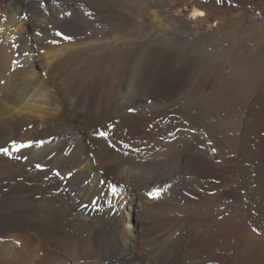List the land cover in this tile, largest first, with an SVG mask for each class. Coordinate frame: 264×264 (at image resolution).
Listing matches in <instances>:
<instances>
[{
  "label": "bare ground",
  "instance_id": "1",
  "mask_svg": "<svg viewBox=\"0 0 264 264\" xmlns=\"http://www.w3.org/2000/svg\"><path fill=\"white\" fill-rule=\"evenodd\" d=\"M196 3L213 9L212 0ZM169 31L201 36L167 18L161 0H0V150L17 151L0 154V264H264V62L235 59L262 42L264 23L224 26V87L186 80L194 46L159 36ZM241 68L260 74L254 114L241 122L245 130L251 123L256 151L253 224L204 237L198 224L212 203L185 192L228 167L178 136L175 113L191 111L198 95L234 88ZM247 136L243 145L236 137L233 163L250 161ZM162 139L170 164L135 169L142 149ZM162 215L175 238L155 243L149 224Z\"/></svg>",
  "mask_w": 264,
  "mask_h": 264
},
{
  "label": "rangeland",
  "instance_id": "2",
  "mask_svg": "<svg viewBox=\"0 0 264 264\" xmlns=\"http://www.w3.org/2000/svg\"><path fill=\"white\" fill-rule=\"evenodd\" d=\"M134 1L139 2V0H134ZM212 1L214 2L215 5L213 4V9L207 11L205 8H203L204 10H201V8L199 9V6L197 5L196 0H170V1L169 0H161V9L167 18L172 16V17L179 19L180 21H183L187 26H191V27L195 28V30L198 31L201 34V36L192 37V38H191V36H188L186 38V36L184 34H180V33L177 34V33L170 32V31L169 32H161V33H159V36H161L162 38H167L169 36V38L171 37L174 40L176 39V41H178L175 43L180 44V43H182V42L184 43L186 41V43H189V44L191 43L190 44L191 48H193V46H194L193 57H191V59L193 60L192 61L193 66L191 68V71L189 72V77H187L186 80H189V82L192 81L194 84H198L201 81H206L208 79L210 84L213 85V83L215 82L219 86L224 87L225 81L227 82V80H228L227 76H229L228 69H227V68H229V63H228L229 60L227 61L226 58H228L227 56L230 54L229 45L227 44V42H225V38H224V31H223L224 26L226 25V23L229 20H237V21L245 20L248 25L264 23V9H263L264 8V1H262V0H257V1L248 0L247 2L249 4L243 0H212ZM261 3H263V4H261ZM134 4H136V3H134ZM133 8L134 7H130L129 10L126 9V11L128 13H131V10H133ZM123 9H125V8H123ZM209 12H211V13H209ZM171 20L172 19H170V22L174 23ZM174 24L177 26L180 23L176 22ZM147 28H149V27H147ZM176 35H180V36H176ZM263 43H264V39L262 40L261 43L256 44L247 56L246 55L243 56L239 53V51H238V53L236 51L237 54L235 53V59L238 55L239 57H237V59L239 58L238 59L239 62H240V60H241V62H243L247 59H251L254 61L256 60V62L258 64H261V63L263 64V62H264V51H263L264 49H262ZM163 48L165 49V47H163ZM228 50H229V52H228ZM227 53H229V54H227ZM223 54L224 55L227 54V55L224 57ZM245 56L248 58H246ZM154 59H155L154 61L157 64L162 63V59H160L159 57L156 56ZM224 60H226V61H224ZM231 60L232 59H230V61ZM261 60L263 62H261ZM223 61L226 63H224ZM103 67H104V65H102L100 67L99 73L102 72ZM219 68L222 69V71L220 70L219 73H221V74L217 75V72H215V71H218L217 69H219ZM240 71L241 72H239V70H238V72L240 74V79L237 80L235 85H233L234 88L231 87V89H228L226 91H223V90L214 91L215 94L198 95V97H194V99H195L194 101H196V104L193 107V109H191V111L187 110L185 108L184 109L181 108L182 111L180 112L178 109V111L180 113H175L176 117L174 116L175 118L178 119V120L175 119L176 124L175 123L173 124L174 128L177 129V130H175V129L174 130L177 132L178 136L180 135V137L181 138L183 137V139H184V137H186L185 139L186 140L188 139L187 141L191 143L190 145L194 148V150L196 152L200 153L202 155V157L206 156L207 160L206 159H204V160L208 161L209 163L211 161V163L214 165H215V163H216V165H218V163H221V162H222V164L226 163V167H228L227 170L223 172L224 175H222V177L224 176L225 178L224 177L219 178V177L207 174L206 175L207 177H203L204 179L200 178L202 181L199 179L202 184L197 182V184L193 185V189L191 191H187L188 193L185 192V194H187V195L189 194V195L194 196V197L196 195V197L198 196L201 200H205L206 202L212 203L209 206H212L213 209H212V207H210L211 208L210 210L205 209L206 211L204 210V212H202V214L205 215V218L202 220V223L200 222L201 224L200 223L198 224V226H201L203 229V230L202 229H200V230L205 231L203 233L204 237L213 236L214 234H216V231L218 232L224 228H226L227 230H230L231 228L234 229L236 224H238V223H241L244 227H245V225L247 227V226H250L251 224H253V223H251V221L253 222V219L251 218L253 215V212L251 211L252 209L249 208L250 206L247 203H249V199L251 198L250 196H253V192L255 189V181H254L255 176L254 175H255V171H256V169H255L256 165H255V162L253 160L254 159L253 155L256 153V151L254 150L255 149V143H254V139H253L254 136L251 133L253 131V129H252L253 127H252L251 123L248 125V127L245 130L244 124L243 123L241 124V122L244 119V117L245 118H247V117L251 118L252 114H254L253 113L254 108H255L254 99H255V94L257 92V89H258L257 86H259L258 85L259 84L258 78H259L260 74L259 73L257 74L259 69L254 70L253 74L252 73L250 74V72L253 71V70L251 71V69L246 70L244 68H241ZM247 71H249V72H247ZM213 74H214V76H213ZM215 76H217V77H215ZM189 78H191V79H189ZM190 118L193 121L191 123L189 122ZM180 119L182 122L180 121ZM252 121H249V122H252ZM186 125H187V127H186ZM188 127H190V128H188ZM238 128H240L239 131H238ZM184 130L187 132H185ZM178 132H180V133H178ZM183 132H184V134L186 133L187 136L189 134V137L184 135ZM181 134H183V135L181 136ZM247 134H250V136L248 137ZM238 135H239V138H240L242 145L244 144L243 139L245 138V136H247V142L249 143V145H248V143L246 142V144L249 146V147L247 146V150L249 151L250 155H252V156L249 158L250 161H248L247 163L245 162L246 164L243 163L244 162L243 160L239 164L233 163L234 162L233 160H235L233 158H236V155H237L236 147H238V146H236L237 144H236L235 139ZM190 138L191 139L193 138V139L191 140ZM162 140L163 141L159 142L158 145H156V146L154 145L151 148L146 147L145 150L142 149L143 150L142 154H141L142 156H140L138 159H136V161H137V162L135 161L136 163L134 162L135 169H140L144 173H149L158 166H161V165L167 164V163L170 164V161L172 158H169V157H172V155L169 153L170 149L167 146L166 141H164V139H162ZM162 145H164V146H162ZM157 146L159 147V149ZM154 147H157V148H154ZM4 152L6 153L7 156H9L10 154L15 153L17 151H16V148H14L12 150L10 148H2L0 150V154H5ZM203 153L205 155H203ZM167 154H168V156H167ZM166 158H167V160H165ZM227 162H228V164H227ZM234 164H236V167H233ZM213 167L215 168V166H213ZM242 167H243V171H242ZM232 172L234 174H232ZM210 177H211V179H210ZM216 178L219 179L220 181L216 180ZM203 181L206 185L203 183ZM217 181H219V182H217ZM227 181H228V183H226ZM236 182H239L237 186L235 184ZM218 183L220 184V186ZM232 184H234L235 186ZM249 184L252 187H249L250 186ZM171 186L172 185H166L164 191L165 190L168 191L169 189H171ZM205 186L207 187V189ZM217 186L219 189H221L220 191L217 188ZM226 186L228 188H226ZM247 186L249 188H252L253 191L251 189H249ZM232 188L237 189L235 191L239 192V193L236 192L237 194L235 196L238 197L239 201H241L240 207H239L240 210L239 209L237 210L236 209L237 206L235 204H233V203H235L234 196L233 195L231 196L229 194L227 195V193H226L227 191L228 192L234 191ZM238 188H240V189H238ZM246 189H249V190H246ZM238 190H240V191H238ZM167 191H166V193L163 192L165 194L162 193V195L164 197L170 196L169 195V194H171L169 192L170 190L168 192ZM190 192H192V193H190ZM217 194H219V195H217ZM225 195H227V196H225ZM163 196H161V197H163ZM203 196H206L207 199H206V197H203ZM218 196L224 197L225 199H222V200L219 199V201L215 200L216 198L217 199L219 198ZM212 200H213V202H211ZM243 200H244V202H242ZM214 201H216V202H214ZM217 202L220 204H217ZM231 202H232V204H231ZM242 203H244L243 205H245V206H243ZM214 208H215V210H214ZM216 208H217V210H216ZM237 211L238 212L240 211L239 215H237V213H236ZM207 212H209V213H207ZM210 213H213V214H210ZM216 213H218V214L216 215ZM208 215H210V216H208ZM244 215H246V216H244ZM245 218H247L248 220ZM165 219H166L165 216L162 215V216H159L158 219H156V220L153 219V221H151V223L149 224V228L151 230V234L154 238L153 240L155 241V243H159V242L163 243L164 239L169 237V236L171 239L175 238V237H173V232L171 233V230H168L165 228L163 229L162 221H165ZM228 221L230 223H228ZM212 222L214 225H212ZM245 222H247V223H245ZM233 223L234 224L236 223V224L234 225ZM124 227L126 228V226H124ZM155 235H157V236L154 237ZM158 238H160L161 240Z\"/></svg>",
  "mask_w": 264,
  "mask_h": 264
}]
</instances>
